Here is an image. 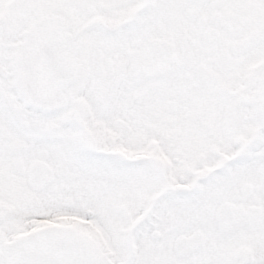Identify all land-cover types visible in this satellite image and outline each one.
<instances>
[{"label":"snow or ice","instance_id":"obj_1","mask_svg":"<svg viewBox=\"0 0 264 264\" xmlns=\"http://www.w3.org/2000/svg\"><path fill=\"white\" fill-rule=\"evenodd\" d=\"M0 264H264V0H0Z\"/></svg>","mask_w":264,"mask_h":264}]
</instances>
